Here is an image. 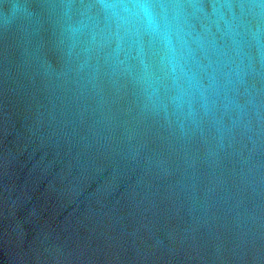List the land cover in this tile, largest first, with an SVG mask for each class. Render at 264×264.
<instances>
[{
    "label": "water",
    "instance_id": "water-1",
    "mask_svg": "<svg viewBox=\"0 0 264 264\" xmlns=\"http://www.w3.org/2000/svg\"><path fill=\"white\" fill-rule=\"evenodd\" d=\"M229 2L177 87L99 0H0V264H264V14Z\"/></svg>",
    "mask_w": 264,
    "mask_h": 264
},
{
    "label": "clouds",
    "instance_id": "clouds-1",
    "mask_svg": "<svg viewBox=\"0 0 264 264\" xmlns=\"http://www.w3.org/2000/svg\"><path fill=\"white\" fill-rule=\"evenodd\" d=\"M93 7L102 14L116 50L122 51L128 45L135 52L134 59L139 61L143 79L155 83V73L144 60L146 49H154L159 72L177 87L194 84L195 67L200 66L201 55L209 48H216L213 26L233 15L229 0L213 4L211 14L204 13L200 5L182 0H99ZM247 7L264 14V0ZM194 9L200 11L203 20L199 31L191 23L196 14Z\"/></svg>",
    "mask_w": 264,
    "mask_h": 264
}]
</instances>
